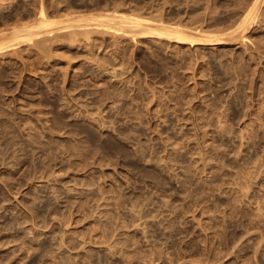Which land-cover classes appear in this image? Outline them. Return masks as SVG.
Wrapping results in <instances>:
<instances>
[{
  "label": "rangeland",
  "instance_id": "374dc122",
  "mask_svg": "<svg viewBox=\"0 0 264 264\" xmlns=\"http://www.w3.org/2000/svg\"><path fill=\"white\" fill-rule=\"evenodd\" d=\"M253 2L0 0V264H264Z\"/></svg>",
  "mask_w": 264,
  "mask_h": 264
},
{
  "label": "bare ground",
  "instance_id": "6f19581e",
  "mask_svg": "<svg viewBox=\"0 0 264 264\" xmlns=\"http://www.w3.org/2000/svg\"><path fill=\"white\" fill-rule=\"evenodd\" d=\"M254 2L250 5V7L249 8H247V9H245L244 11L246 12V14L243 16V22L244 23H246V20H247V18L249 17V16H253V15H256L257 14V12H258V10H259V8H260V3H259V0H253ZM244 4H245V1H244ZM247 4V3H246ZM249 4V3H248ZM244 6V5H243ZM45 8V7H44ZM244 8V7H243ZM240 10V9H239ZM243 10V9H242ZM244 13V12H243ZM39 14V13H38ZM41 14L43 15V18H42V21H43V26H45V27H51L52 25H54V24H62L63 22H65V21H67L68 19H53V18H50V17H48L47 15H45L46 13H45V10H41ZM119 14V13H118ZM95 15V14H94ZM92 16V15H90V16H88V14L87 15H85V14H81V15H77V16H74V17H71L70 18V20L72 21V24L74 23V21H75V23L77 22L78 23V21H80V23H81V21H87V20H91V23L93 22L92 20L94 19V20H103V24H104V20H106V19H108L109 18V20L110 19H112V23H114V26L115 27H118V29L120 28V27H123L125 24H128L129 26L130 25H132V28H134L133 30H136V32L137 33H139V34H145V35H152V34H157V35H160V36H168V37H171V38H174V39H176V40H180V41H190V42H195V41H197L199 38H195L193 35H191V34H189L187 31H185L184 29H182L179 25H167V23L166 24H161V23H159V22H157V23H154V25L152 24V25H146L147 24V22H148V19H145L144 17L142 18L141 16L140 17H138V16H128V15H116V14H114L113 16L112 15H110V16H108V14L106 15H104V14H101V15H95V16ZM254 17V16H253ZM41 18V17H40ZM251 18V17H250ZM85 21H84V23H85ZM242 21V20H241ZM248 21V20H247ZM80 23H78V24H80ZM105 23H106V21H105ZM108 23H109V21H108ZM110 23H111V20H110ZM109 23V24H110ZM66 24V23H65ZM64 24V25H65ZM69 24H71V23H69ZM82 24V23H81ZM86 24H88V21H87V23ZM102 24V25H103ZM124 24V25H123ZM41 25V26H42ZM64 25H63V27H64ZM100 25V24H99ZM123 25V26H122ZM42 26V27H43ZM65 26H67V25H65ZM110 26V25H109ZM135 26V27H134ZM86 27V26H85ZM113 27V26H112ZM131 27V26H130ZM129 27V28H130ZM88 28H90V27H88ZM126 28V27H125ZM85 29V28H84ZM94 29V28H93ZM128 29V28H127ZM45 30V29H44ZM49 30H51V28L49 29ZM75 30V29H74ZM79 30V29H78ZM83 30V29H82ZM87 30V29H86ZM47 31V30H46ZM77 31V30H76ZM42 31L41 30H34V31H32V32H30V34L29 35H35V34H40ZM90 32V31H89ZM92 33H93V31H92ZM136 33V34H137ZM27 34V33H26ZM25 34V35H26ZM82 34V33H81ZM83 35H84V33H83ZM87 35V34H86ZM85 35V36H86ZM28 36V35H27ZM70 36V35H69ZM56 37V36H55ZM147 37V36H146ZM219 37V36H218ZM53 38V37H52ZM68 38V37H67ZM220 38H221V36H220ZM201 39V38H200ZM212 40H213V38H211ZM210 39V40H211ZM217 39V38H216ZM208 40H209V38H208ZM198 41H200V40H198ZM214 41V40H213ZM35 45V44H34ZM39 45V44H38ZM38 45H36V46H38Z\"/></svg>",
  "mask_w": 264,
  "mask_h": 264
}]
</instances>
